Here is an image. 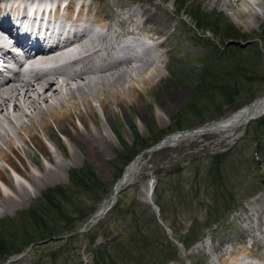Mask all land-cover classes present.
I'll list each match as a JSON object with an SVG mask.
<instances>
[{"label": "rangeland", "instance_id": "rangeland-1", "mask_svg": "<svg viewBox=\"0 0 264 264\" xmlns=\"http://www.w3.org/2000/svg\"><path fill=\"white\" fill-rule=\"evenodd\" d=\"M88 1L94 7L104 3L112 4L114 10L110 12L107 10L102 15L109 20L113 19L111 21L113 25H117L123 19L130 20L133 17L127 12L128 9L121 8L123 4H133L136 8L149 10L156 14L154 16L159 22L166 23L160 31L166 37L167 44L153 51L155 57L161 58L157 62L161 69L162 79L146 94L147 103L142 107L144 113L135 106L123 107L121 105L113 106V111L107 115L98 110L104 135L110 142L106 153H103L104 156L92 157L72 138L63 135L58 126L51 125L58 142L49 143L48 141V145L58 159L67 163V168L61 177H52V180L45 186H41L39 190L29 189L30 197L26 202L0 216V250L18 249L21 243L39 234L38 230L42 227V223H38L37 228H34L33 218L29 217V213L39 208L38 217L44 218L43 208L37 205L45 203L41 200L43 192L49 189L56 191L59 187L67 188L71 171L80 170L88 165L101 181L111 185L123 161L139 146H144L143 144L151 143L162 135L174 132V129L198 125L201 115L208 121L216 117L213 122L205 125L225 120L253 101L246 100V94L241 90L234 93L229 101L226 100L228 97L223 99L221 92L228 88L225 82L218 81V87L213 86L202 93V96L196 85L202 74L218 75L224 72V67L229 60L226 57L228 55L226 50H232L231 53L236 56H246L250 54L249 50H252L250 46L256 45L259 50H263L264 63V42L255 38L259 36L264 38V9L258 6L259 0H246L240 3H234L236 0H233L231 2L235 5L233 8L229 7L230 0H192L194 2L192 5L197 7L199 4L202 12L223 16L221 28L213 27L214 33L198 31L193 26V20L185 14L182 18L177 17L174 14L175 0ZM250 12H257L258 19L256 22L251 21L248 26L245 21L249 19ZM227 24L248 35L246 37L248 39L223 40L220 30ZM163 39L165 38H161L160 41ZM174 93H179L180 101L171 100ZM263 94L264 91L255 94L253 98ZM194 102L199 104L192 106L193 108L189 107V104ZM197 110L201 115L197 114ZM75 123L79 125L76 120ZM253 125L256 126V124ZM251 128L249 126V129ZM8 129L11 130L10 127ZM247 129L248 127L245 126L242 131L194 134L187 131L190 133L184 136L185 139H182L184 141L180 140L179 143L170 144L161 149L141 152L136 157L139 162L138 170L130 185H127L119 194V203L115 209L126 211L128 206L136 203L149 206L150 213L160 227L161 240L170 241L174 248L172 250H175L173 258L162 262L163 260L156 257L158 254L153 255L154 253L150 256L147 254L148 257L146 256L147 258L143 260L129 257L127 249L134 245L135 240L133 239L136 237L128 230V221L121 220L119 216L114 220L116 213L112 214L113 211H110L97 223L91 221L83 228L87 219L82 225H78L73 233L56 236H68L64 239L41 243L47 238L35 242L34 246L28 247L19 254L21 256H12L5 261L0 257V264H91V255L94 253H102L104 256L110 253L112 260L108 262L114 261L113 264H221L219 258L229 256L232 248L240 242L249 243L252 239L264 241L263 226L260 225V217L264 214V171L259 158H256L258 164L252 161L254 148L248 144L239 151L248 158L247 161L243 157L231 160L236 164L235 171L229 175L231 181H226L237 194L235 210L221 220L216 221L214 217L206 222V210L211 211L214 207L219 209L221 206L220 201L214 204L212 197L215 194L212 190L207 189L204 182L201 184L202 178L206 179L204 175L209 166L208 160L223 152H238L237 150L242 147L241 139L245 136ZM194 130L198 129L191 131ZM182 134L177 133L176 135L182 136ZM174 136L175 134L171 137ZM194 141L198 143L195 144ZM34 150L33 147L32 153ZM29 163L32 170L37 173L39 165L32 161ZM201 166H205L204 171ZM158 184L159 192L165 191L163 194L165 200L177 201L182 197L178 204L173 207L171 205V210L174 208L177 210L171 213L165 222L154 205V190L153 195H148L149 187L152 186L155 189ZM75 192L79 190L70 189L71 194ZM185 193H187L186 196H184ZM89 204L91 203L88 202ZM100 204L96 206L97 209ZM61 206L63 212L68 211V215L74 212L75 205L72 203L64 205L62 201ZM83 207L88 208L86 203ZM191 227L197 232L196 241L199 242L192 247L195 241L186 248L178 240L187 241L189 245L190 232L188 231ZM106 242L111 243V248L108 245L109 249L106 246L103 247ZM116 245H118L117 254ZM156 253L162 255L163 252L156 251ZM246 261L249 263V260Z\"/></svg>", "mask_w": 264, "mask_h": 264}, {"label": "bare ground", "instance_id": "bare-ground-1", "mask_svg": "<svg viewBox=\"0 0 264 264\" xmlns=\"http://www.w3.org/2000/svg\"><path fill=\"white\" fill-rule=\"evenodd\" d=\"M25 1L19 0L20 3ZM50 1L57 5L62 2ZM64 1L67 2L65 9L53 15L59 21L57 24L53 22L54 28L65 38L73 30L82 29L85 34L58 49L41 51L35 46L24 45L28 74H14L0 86V216L26 202L30 197L29 189L39 190L52 177H61L67 168V163L58 159L48 145V141L58 142L52 124L92 157L104 156L110 142L104 135L98 110L107 115L113 111V106L121 105L135 106L142 111L147 103L146 94L162 79L157 62L161 58L155 57L154 52L167 44L160 31L166 23L159 22L154 16L156 14L136 8L133 4H123L121 8L128 9L133 17L113 25V19L102 15L107 10H114L112 4L94 7L88 0ZM242 1L246 0L234 3ZM231 2L233 0H230L229 7H235ZM257 4L264 9V0H259ZM75 7L78 9L73 15ZM248 17L245 23L250 26L251 21H257L258 13L250 12ZM0 19L16 28V22L3 11H0ZM128 35L143 37L151 42L147 44ZM161 38L165 39L160 41ZM0 45V59L10 56V40L0 36ZM179 99V93L172 95L173 102ZM247 110L243 107L225 120L190 132L242 131L249 122L246 120ZM249 110L251 117L263 115L264 98L255 102ZM75 120L81 127L76 125ZM190 132H183L182 136L175 134L161 144L167 147L179 143ZM33 147L34 153L31 151ZM30 161L39 165L37 173L32 170ZM138 164V159L130 163L117 189L130 185ZM100 219L101 216L96 215L92 223ZM260 225L264 232V214L260 217ZM230 255L220 257V263L264 264V241L252 239L251 247L242 241L232 248Z\"/></svg>", "mask_w": 264, "mask_h": 264}, {"label": "trees", "instance_id": "trees-1", "mask_svg": "<svg viewBox=\"0 0 264 264\" xmlns=\"http://www.w3.org/2000/svg\"><path fill=\"white\" fill-rule=\"evenodd\" d=\"M191 1L192 0H175V14L178 17H182L184 14L187 17L189 16V18L194 22L193 26L198 31H202L205 33H214L213 27L221 28V19L223 17L221 14L209 15L207 13H204L200 10L199 4L197 7L193 6L192 4H194V2L192 1V3H190ZM220 32H222L221 36L223 40L248 39L246 38L248 35L241 33L230 24L224 26V28L220 30ZM255 38L257 40L259 39L261 42H264V38L262 39L261 36ZM250 47L252 48V50H249L250 54L246 56H236L235 54L231 53L232 50H226V52L228 53L226 57H228L229 60L226 63L227 65L224 67V72L218 75L202 74L200 81L196 85V88L200 91L201 96L203 95L202 93H205L208 89L212 88L215 85L217 86L218 81L225 82L226 85H228V88L225 86V88L227 89H223V91L221 92V97L223 99H226L228 97L226 99L227 101H229L230 98H233L234 93L240 90L246 94V100L252 99L257 93H262L264 91L263 50H259L256 45H252ZM198 104L199 103L195 102L190 103L189 107L196 106ZM198 112H200L199 110H197V114L201 115ZM207 121L208 119L206 117L203 118L201 115L198 125H201L202 123ZM253 124H256V126H254ZM249 126H251L252 128L249 129ZM193 127L194 126H190L189 128ZM247 127L248 129L246 130L245 136L241 139L240 142L242 147L237 150L238 152H225L212 156L208 160L209 166L207 167L206 174L204 175L206 179L202 178L201 184H203L204 182L207 189L212 190V193L215 194V196L212 197L214 204L217 201H220L221 206L219 209L214 207L211 211L206 210V222L210 221V219L214 217H216V221H218L219 219L221 220L225 217V215L235 210L238 200L237 194L235 193V190H232L231 185H229V183H227L226 181H231L229 175L235 171L236 164L232 163L231 160H233L234 158L241 159L243 157L247 161L248 158H246L244 154L239 153V151H241L246 144L254 148L252 161L258 164V160H256V158H259L262 163V170L264 171V118L262 117L256 122L250 123ZM174 130L179 131L183 129L179 128ZM165 135H162L151 143L143 144L144 146L141 145L142 147L139 146L137 149H135L133 153L129 155L121 164L119 173L116 175L114 181H116L121 176L124 167L136 155H138L142 150L160 141ZM201 167L203 169L202 171H204L205 166ZM159 184L157 185L158 187L156 186L155 188L154 202L159 208L160 214L163 217L162 219L165 222L169 219V215L171 213H175L177 210L176 208L171 210V205L173 207L175 204H178L179 200L182 197L179 198L178 196L179 200L177 201H174L173 199L170 200V202L168 200H165L163 198V194L165 193V191L161 190V192H159ZM111 187L112 184L110 185V183L101 181L88 165H85L80 170L71 171L69 175V185L67 186V188L59 187L56 188V191L49 189L43 192L41 200H43L45 203L42 204L39 202L40 204L37 205L43 208L45 214V216L43 215L44 218L38 217L37 212L39 208H35L31 213H29V217L33 218L32 224H34V228H37L38 223H42V227L38 230L39 234L34 237L31 236L29 240L21 243L20 248L18 249H6L5 251H3L4 249L0 250V257L5 261L15 254L22 253L35 242L51 237H56L58 235L73 233L78 225H82L97 210L96 206L99 205L108 196L111 191ZM70 189H76L79 190V192L71 194ZM80 193H82L83 195L79 196L78 194ZM186 194L187 193H185L184 196H186ZM62 201L64 202V205L71 203L75 205L73 209L74 212L71 215L67 214V210L63 212L60 208L62 207ZM88 202L91 204L88 205ZM85 203L86 206H88L87 209L83 207ZM117 203H119V199ZM117 203L110 210L113 211L112 214L116 213L114 220L118 216L121 217V220L123 221L127 220L129 223L128 230H130L136 237V239H133L135 240L134 245L127 249L129 257L143 260L147 256V254H149L150 256L152 253H154L153 255L158 254L156 255V257L161 261L163 260L162 262H164L165 259H171L175 256V250H172L173 247L170 241L161 240L159 236L160 227L155 221L154 216H152V214L150 213L149 206L132 203L133 205L128 206L126 211L119 210V212L117 209H115ZM55 204H57V206ZM188 232H190V238L188 240L189 245H187V241L178 240L186 248L187 246L189 247L192 243H194L198 238L197 232L193 231L192 227ZM104 244L105 245L103 247H107L108 245L111 248V243L106 242ZM156 251H162L163 253L162 255H160L159 253H156ZM115 252L117 254L118 245L115 246ZM54 258H56V256ZM110 258H112V255L110 253L107 254V256H104L102 253H94L93 255H91V264H113L114 261H112L111 263L110 261L112 259ZM108 260L110 261L108 262Z\"/></svg>", "mask_w": 264, "mask_h": 264}, {"label": "water", "instance_id": "water-1", "mask_svg": "<svg viewBox=\"0 0 264 264\" xmlns=\"http://www.w3.org/2000/svg\"><path fill=\"white\" fill-rule=\"evenodd\" d=\"M262 98H264V96L262 97ZM257 101H260V99H258V100H255L253 103H251L248 107H247V121H249V120H252V119H255V118H257V116L256 117H251V115H249V113H250V111L251 110H249L253 105H254V103L255 102H257ZM162 147V144H158L157 146H155L153 149H155V150H157V149H160ZM117 186H118V183H116L115 184V186H114V188H113V195H112V200L110 201V203L100 212V216H103L104 214H106V212L108 211V210H110L111 209V207L114 205V202H115V198H116V196H118L119 195V193H120V191L122 190H118L117 189ZM67 236H62V237H53V238H49V239H47V240H45V241H43V242H41V243H48V242H50V241H58V240H60V239H64V238H66ZM41 243H39V244H41ZM32 246H34V244L33 245H31V247Z\"/></svg>", "mask_w": 264, "mask_h": 264}]
</instances>
